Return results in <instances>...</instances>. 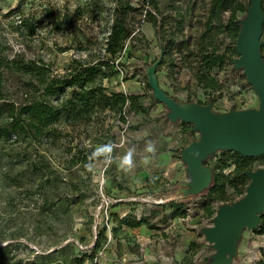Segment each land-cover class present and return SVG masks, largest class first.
<instances>
[{
    "label": "rangeland",
    "instance_id": "obj_1",
    "mask_svg": "<svg viewBox=\"0 0 264 264\" xmlns=\"http://www.w3.org/2000/svg\"><path fill=\"white\" fill-rule=\"evenodd\" d=\"M132 1L140 8L142 0ZM239 1L246 7L250 2ZM156 2L157 10L146 9L153 11L157 23L148 21L145 10L136 12L131 20L134 32L116 57L118 72L95 79L109 93L142 96L143 104L149 106L147 114L125 108L126 122L111 110L66 115L55 124L62 137L34 145L30 150L37 153L31 155L24 153L27 143L11 147L0 142V246L13 244V261L62 264L66 257V264H207L215 254L202 229L212 224L220 205L243 197L238 191L241 186L227 187L223 198L184 197L182 184L190 177L181 149L200 134L185 132L192 124L174 123L167 117V107L154 100L147 71L163 52L156 71L162 89L183 104L211 105L219 114L258 108L259 99L243 69L232 63L238 57L232 51L236 40L227 29L215 37L218 53H226L224 65L212 71L218 88L205 89L196 77L212 0ZM114 6L115 0H0V49L10 57L20 53L27 60H43L53 74H65L74 62L95 64L110 58L105 49ZM245 14L240 12L238 18ZM228 18L227 12L225 22ZM26 78L6 74V90L13 99L24 98L20 86ZM70 92L65 90L67 95ZM148 142L155 145L154 153L145 151ZM108 144L114 146L110 156L93 155ZM11 148L16 160L8 156ZM130 148H135L134 167L125 172L120 159ZM77 151L83 152L82 162L80 157L72 170H66ZM41 156L65 178L60 184L59 211L47 220L32 218L35 212L25 204L33 206L34 201L22 193L40 183L41 173L33 163ZM234 159L232 151L220 150L205 165L219 171L222 164H229L223 170L228 174ZM260 167H264V155L255 158L248 170ZM71 192L82 194V200L67 206L64 198ZM171 200L184 204L173 208ZM179 208L182 216H176ZM124 217L145 218L147 224L128 228L120 223ZM69 242L74 246L66 254L41 258ZM231 264H264V223L242 231Z\"/></svg>",
    "mask_w": 264,
    "mask_h": 264
},
{
    "label": "trees",
    "instance_id": "obj_2",
    "mask_svg": "<svg viewBox=\"0 0 264 264\" xmlns=\"http://www.w3.org/2000/svg\"><path fill=\"white\" fill-rule=\"evenodd\" d=\"M140 8H136L132 0H115L113 8L114 20L111 27L108 40L106 42V55L110 58L98 61L95 64H84L74 62L68 68L65 74H53L49 64L43 60H27L20 53H14L13 56L4 54L0 49V142L9 146L14 143H27L24 153L27 155L37 152L33 149L34 145L40 146L44 142H55L62 137V132L55 127L64 116L71 114H80L86 111L111 110L119 113V119L126 122L124 109L134 113L147 114L149 106H145L141 101L142 96L131 94L129 96L123 93L107 92L101 84H95L97 76L109 77L118 72L119 64L116 63V57L125 49V43L134 32L131 20L135 13L140 9L145 10L148 21L157 23V18L152 10L146 9L147 6L158 9L156 0H142ZM210 13L208 16L206 31L202 38V45L198 53V60L201 70L196 74L197 79L203 84L205 89L216 90L218 81L212 75V71L224 65L226 62V53H218V46L215 37L227 29L232 40H236L240 31V12L247 13V7L239 0H212ZM229 13V18L225 22L224 14ZM264 12V0H263ZM246 14L243 16V18ZM264 40V24H263ZM233 54H236V47H233ZM264 58V45L262 47ZM156 60L153 61V63ZM234 60H232L233 63ZM22 74L27 78L21 84V91L24 98L21 101L13 99L6 90V74ZM70 89L67 95L65 90ZM186 125L187 123H183ZM192 132L193 127L185 132ZM9 158L16 160L14 148L9 150ZM233 152V151H232ZM22 152V154H24ZM82 151H77L69 162L66 170H72L73 166L80 159L82 162ZM235 159L234 168L228 174L223 170L229 167V164H222L219 171L213 170V177L210 186L201 194H207L210 197L223 198L227 187L238 189L239 193L244 195L246 187L249 184L248 176L245 174L248 167L255 158L244 157L237 152H233ZM32 157L27 156L28 160ZM32 161V160H31ZM37 171L41 173L40 183L35 188L26 189L23 195L32 199L33 206L25 204L28 210L33 213L32 218L40 216V219L53 217L59 211L57 204L61 201L60 184L64 183V177L53 168L51 161L45 156H41L38 162L33 163ZM71 165V166H70ZM21 187V186H18ZM71 190V189H70ZM67 206L82 200V194L71 192L64 198ZM23 201V200H22ZM171 207L184 204V201L169 202ZM31 207V208H30ZM36 210V211H35ZM184 213L181 208L176 212V216H182ZM40 222V220H39ZM120 223L128 228H138L147 224L145 218L139 220L130 217H124ZM261 223H264V213L261 215ZM13 244L0 246V264H22V262L13 261L15 259L11 247ZM74 244L66 243L57 250L48 254L41 255L42 259L49 258L51 254L62 253L73 248ZM12 254V255H11ZM60 263L66 264L67 258L64 257Z\"/></svg>",
    "mask_w": 264,
    "mask_h": 264
},
{
    "label": "water",
    "instance_id": "obj_3",
    "mask_svg": "<svg viewBox=\"0 0 264 264\" xmlns=\"http://www.w3.org/2000/svg\"><path fill=\"white\" fill-rule=\"evenodd\" d=\"M263 0H250L247 13L240 20V31L236 39L238 57L233 63L243 69L248 83L258 99V108L232 109L219 114L211 105L183 104L165 92L156 75L162 60L160 57L147 71L148 82L154 100L163 103L172 122L181 121L193 125L200 138L181 149V158L186 164L190 180L182 189L184 197L200 195L212 181L213 170L205 161L220 150H228L244 157L257 158L264 155V58ZM245 174L249 184L243 197L218 207L212 224L202 229L206 241L215 249L207 264H231L237 254V244L244 229L253 230L260 225L264 213V167L248 170Z\"/></svg>",
    "mask_w": 264,
    "mask_h": 264
},
{
    "label": "clouds",
    "instance_id": "obj_4",
    "mask_svg": "<svg viewBox=\"0 0 264 264\" xmlns=\"http://www.w3.org/2000/svg\"><path fill=\"white\" fill-rule=\"evenodd\" d=\"M113 147L114 146L112 144L101 146L96 150V152L93 155L99 156L103 154L106 156H110V154L113 151ZM145 151L148 153H154L156 151L155 145L152 142H148V144L146 145ZM134 154H135V148H130L127 151V153L123 157H121L120 167L125 172L131 171L132 168L134 167V160H133Z\"/></svg>",
    "mask_w": 264,
    "mask_h": 264
}]
</instances>
